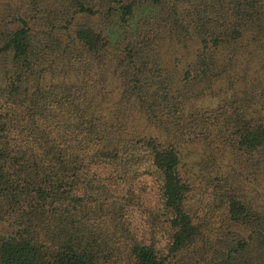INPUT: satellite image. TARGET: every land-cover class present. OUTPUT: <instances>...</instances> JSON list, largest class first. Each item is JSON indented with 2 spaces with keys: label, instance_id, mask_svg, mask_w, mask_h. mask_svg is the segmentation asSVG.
<instances>
[{
  "label": "trees",
  "instance_id": "trees-1",
  "mask_svg": "<svg viewBox=\"0 0 264 264\" xmlns=\"http://www.w3.org/2000/svg\"><path fill=\"white\" fill-rule=\"evenodd\" d=\"M0 264H264V0H0Z\"/></svg>",
  "mask_w": 264,
  "mask_h": 264
},
{
  "label": "rangeland",
  "instance_id": "rangeland-1",
  "mask_svg": "<svg viewBox=\"0 0 264 264\" xmlns=\"http://www.w3.org/2000/svg\"><path fill=\"white\" fill-rule=\"evenodd\" d=\"M164 48H165V50H164L165 57H166V52H167V57L170 60V62H175V60H174L175 56L174 55L171 56V48H166V47H164ZM175 55H177L181 60H183L182 58H184L183 53H178ZM199 103L202 104V102H199ZM191 157L192 156H190V158ZM197 160H198V157L195 155L188 161V163L185 164L186 171H190L191 175H193V173L194 174L198 173V171H197L198 169H197V166L195 164V161H197Z\"/></svg>",
  "mask_w": 264,
  "mask_h": 264
}]
</instances>
